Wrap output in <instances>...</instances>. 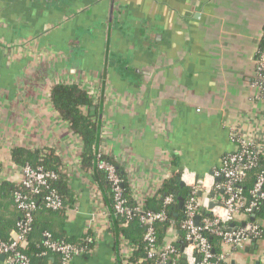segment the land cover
I'll list each match as a JSON object with an SVG mask.
<instances>
[{
    "label": "crops",
    "instance_id": "1",
    "mask_svg": "<svg viewBox=\"0 0 264 264\" xmlns=\"http://www.w3.org/2000/svg\"><path fill=\"white\" fill-rule=\"evenodd\" d=\"M263 37L264 0H0V183L22 180L13 149L48 148L73 195L64 215L38 214L31 243L46 232L92 235L94 253L75 264H129L133 249L96 171L83 168L82 138L53 108L55 85L90 94L96 156L112 158L145 202L175 171L221 169L236 150L232 132L264 143L254 86ZM7 211L15 237L14 203ZM255 241L230 264H264V240Z\"/></svg>",
    "mask_w": 264,
    "mask_h": 264
},
{
    "label": "built area",
    "instance_id": "2",
    "mask_svg": "<svg viewBox=\"0 0 264 264\" xmlns=\"http://www.w3.org/2000/svg\"><path fill=\"white\" fill-rule=\"evenodd\" d=\"M263 80L264 56L257 67V76L254 83L260 94ZM231 140L236 146L235 152L224 157L221 169L217 170L213 175L207 174L199 177L189 169L181 171V182L185 186L192 188L194 195L185 205V222L182 227L186 238V247L183 251V256H186L184 258L185 264H196L197 260H200L199 264H230V257L234 250L239 252L245 248L246 243L264 238V229L260 227L259 223H250L247 220V216L242 213L253 214L259 202L264 204V172L258 176L251 191L255 198L251 204H247V200L241 191L234 189L247 179L249 172L257 165V155H264V143L248 140L237 132H232ZM239 149L240 152L237 151ZM98 169L107 175V179L111 184L116 215L124 216L128 219L138 216L139 221L146 226L144 238L148 244L146 258L154 261V264H169L172 257L177 253L176 248L171 245L176 236L171 233L169 243L161 246L157 245L155 235V224L165 222L168 219L167 214L165 212L144 213V202H138L139 206L134 209L129 207L123 194V179L120 177L117 167L110 162L103 161L98 164ZM57 178L58 174L54 171L26 166L22 168L20 184L31 194H40L48 190L44 201L45 208L58 212L64 208V202L57 191L50 188L51 181ZM217 178H220V180L224 178L226 181L223 186L227 194H229L226 200L218 201L211 196L212 192L221 188L218 185ZM197 193L202 195V199L195 197ZM15 202L22 216L17 223L16 236L10 237L9 241L0 240V264H34L26 250L29 245V235L33 231L38 206L35 201L20 191L15 193ZM164 202L165 205H171L174 202L173 196H167ZM210 202L217 203L219 207L208 211ZM199 207L205 212L207 211L206 213L212 217L204 218L202 213L197 212ZM197 217H201L199 226L195 223ZM239 218H242L243 223L242 226L237 227L235 222ZM231 224H234V226L231 227ZM204 231H209L219 237L224 248H232L231 251L217 256L208 239L203 235ZM86 240L88 242L94 241L93 237L89 235ZM44 246L46 251L42 255H47L48 253L58 255L59 264H75L77 258L86 256L89 253L85 247L54 240L53 235L49 232L44 233ZM3 255L5 256L4 260H1ZM176 257L174 263L179 258L178 255Z\"/></svg>",
    "mask_w": 264,
    "mask_h": 264
},
{
    "label": "trees",
    "instance_id": "3",
    "mask_svg": "<svg viewBox=\"0 0 264 264\" xmlns=\"http://www.w3.org/2000/svg\"><path fill=\"white\" fill-rule=\"evenodd\" d=\"M264 56V37L261 41V45L257 51L256 60L257 67L261 63V59ZM261 95L264 96V80L261 84ZM51 102L53 108L61 115V117L69 124L72 132L76 135H79L85 146V152L83 154V168L85 170H95V177L101 183L102 188L104 189L107 201L110 206L111 213L116 215L114 206H113V194L111 184L107 179V175L98 169V164L100 162L106 161L114 164L117 169L120 177L123 179V194L127 199V205L131 208H136L138 202L134 200L131 187L129 184L128 176L122 172V169L119 165L110 157L100 154H95L94 147L97 145V133L98 126L95 122L92 112L90 109L92 106V97L90 94L85 91L83 88L76 84H58L52 88L51 91ZM88 109L87 113L83 109ZM240 152V149L237 150ZM235 152V151H234ZM232 152V153H234ZM230 153V154H232ZM13 161L17 166L24 168L26 166H31L33 168H43L47 171H54L58 174V178L54 181H51L50 188L56 190L57 193L61 196L64 202V208L61 211H58L59 214L64 215L66 210L71 208L73 203V195L69 188L68 178L63 172V165L60 157L53 149H43V150H29L26 148H16L12 150ZM257 165L249 172L247 179L238 187L234 188L237 191H241L247 204H251L254 201V197L251 194V191L254 187V184L258 176L264 172V155L258 154L256 158ZM181 171L173 172L171 178L166 180L157 193L150 198H148L144 204L143 209L144 213L156 212L161 213L165 212L168 219L165 222L155 224V235L157 238V245H165L169 243L171 233L176 236V239L171 243L176 250V255L179 256L177 262L174 263L176 255L172 257V260L169 264H185V259L183 256L182 247L186 243L185 231L182 228L185 222V205L193 197V189L187 186H183L180 180ZM226 181L222 178L218 185L221 187L211 193V196L217 199L218 201L226 200L229 197L226 190L223 188ZM23 192L31 200L35 201L38 206V211L35 215V222L33 225V231L38 227L37 216L41 211L48 213H56L45 208V197L48 194V190L41 192L40 194H31L27 189L23 188L21 184H15L10 181H5L0 183V240L9 241L10 235L9 231L12 229V224H10L7 219L4 220L7 216V205L13 204L18 212V220L21 219L22 213L17 209V204L15 202V193ZM167 196H173L174 202L171 205H165V198ZM197 199H202V195L197 193L195 195ZM180 199L183 200V206L180 207ZM11 201L13 203H11ZM198 213H202L204 218H211L210 214H207L201 207L197 210ZM247 216V220L252 223H259L260 227L264 229V204L262 202L258 203V206L253 214H248L242 212ZM254 216V219L252 217ZM117 216V225L119 227L120 235L123 239L127 240L133 247L132 255L128 259L129 264H154V261H150L146 258L148 252V244L144 240L146 234V226L143 225L138 216H135L132 219L126 217ZM120 225H123L120 226ZM14 229H17V224ZM172 229V230H171ZM172 231V232H171ZM32 233L29 235V245L26 250L28 256L31 258L34 264H59V256L48 253L47 255H42L46 251L44 246V240L40 243H31L30 238ZM89 234L74 239L69 237H56L53 236L56 241H65L72 244H76L80 247H85L88 249L89 253L83 258L90 257L96 248V240L88 242L86 240ZM203 235L208 239L209 243L214 250V253L217 256H220L222 253L231 251L230 249H225L222 243V240L216 235L210 233L209 231H204ZM90 236V235H89ZM91 237H93L91 235ZM94 239V237H93ZM264 240V238H262ZM236 252V250H234Z\"/></svg>",
    "mask_w": 264,
    "mask_h": 264
},
{
    "label": "water",
    "instance_id": "4",
    "mask_svg": "<svg viewBox=\"0 0 264 264\" xmlns=\"http://www.w3.org/2000/svg\"><path fill=\"white\" fill-rule=\"evenodd\" d=\"M212 174L211 175H213L214 173L213 172H211ZM217 180V182H219L220 181V178H217L216 179ZM182 185L183 186H185V184L184 183H182ZM180 207H182L183 206V200L182 199H180ZM216 207H219V205L217 204V203H215V202H210V204H209V206H208V211L209 210H212V209H214V208H216ZM207 212V211H206ZM254 216L255 215H253V217H252V219H254ZM200 221H201V217H197L196 219H195V223H196V225H200ZM234 226V224H231V227H233ZM185 245H183V247H182V251H184V249H185ZM250 248H252L251 250H253V252H254V250L256 249H258V245L256 244V241H254V243L252 244V246L251 247H249V246H247V247H245L244 249H242V250H240L239 252L241 253V252H249V250H250ZM4 255L1 257V260H4ZM186 256H184V258H185ZM199 262H200V260H197V263L196 264H199ZM231 264H236V262L235 261H232L231 262ZM253 264H262V262L260 261V260H255L254 261V263Z\"/></svg>",
    "mask_w": 264,
    "mask_h": 264
},
{
    "label": "rangeland",
    "instance_id": "5",
    "mask_svg": "<svg viewBox=\"0 0 264 264\" xmlns=\"http://www.w3.org/2000/svg\"><path fill=\"white\" fill-rule=\"evenodd\" d=\"M257 62V61H256Z\"/></svg>",
    "mask_w": 264,
    "mask_h": 264
}]
</instances>
